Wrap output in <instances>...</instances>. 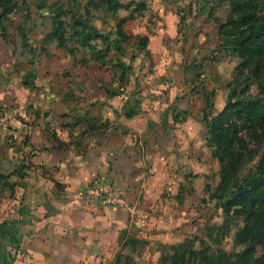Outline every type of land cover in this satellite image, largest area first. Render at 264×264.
Instances as JSON below:
<instances>
[{"label":"rangeland","instance_id":"1","mask_svg":"<svg viewBox=\"0 0 264 264\" xmlns=\"http://www.w3.org/2000/svg\"><path fill=\"white\" fill-rule=\"evenodd\" d=\"M13 2L15 10L1 20L0 27V139L5 135L9 140L11 154L20 148L16 145L19 136L29 138L30 127L37 125L45 126L50 139L69 136L71 145L79 150L83 124L75 125L77 118L96 121L95 126L113 118L117 122L127 107L138 112L143 103L151 110L148 118L152 123L135 140L150 151L158 145L184 154L161 152L165 158L162 171L168 179L161 185L160 202L153 200L149 206L157 211L160 205L161 214L171 220L153 223L138 215L128 218L113 245L110 264L117 258L120 264H161L169 246L194 237L226 253L243 250L235 235L245 226V219L229 216L221 208L215 193L220 164L213 149H207L201 128L204 117L211 118L225 106L238 65L218 36V25L229 12L228 1L120 0L124 8L117 15L92 11L91 26L100 39L90 43L75 39L63 48L47 38L50 18L55 3L70 9L76 5L73 0H48L42 11L36 9L35 0ZM66 21L73 19L67 17ZM116 27H120V35ZM118 45L122 46L119 51ZM75 48L69 54L67 49ZM239 80L244 86L243 78ZM248 93L256 98L257 86L251 85ZM181 99L185 102L180 103ZM67 117L70 124L66 126ZM174 120L182 125L177 133L171 124ZM64 144L68 143L58 141L54 146ZM3 147L0 145V153ZM155 161L151 159V169L157 168ZM257 161L256 157L248 163L237 180L253 172ZM22 162L24 167H36L31 160L27 165L21 159L17 168ZM7 163L4 160L2 166ZM16 179L19 176L9 183L0 180V222L18 220L21 234L30 214L22 207ZM11 182L13 189L8 188ZM0 244L8 247L6 241Z\"/></svg>","mask_w":264,"mask_h":264},{"label":"crops","instance_id":"2","mask_svg":"<svg viewBox=\"0 0 264 264\" xmlns=\"http://www.w3.org/2000/svg\"><path fill=\"white\" fill-rule=\"evenodd\" d=\"M144 105L133 117L125 118L122 114L117 122L114 118L104 120L97 125L103 127L94 131L86 129L87 124L95 126L96 121L77 118L74 124H83L79 150L71 145L69 136L50 139L45 126L40 125L30 127L29 138L19 136L16 145L20 148L15 154H11L9 140L2 136L0 175L7 183L19 176L14 182L17 183L15 189L21 195L22 207L29 209L30 214V221H24L14 264H110L113 245L129 223L128 218L138 215L153 223L171 220L172 217L161 214L160 205L157 211L149 206L153 200L160 202L161 185L168 179L166 171H162L165 159L162 153L184 154L158 145L150 151L135 140L134 136L150 128L152 123L148 118L151 110ZM116 111L114 115L119 116ZM69 119L64 118L66 126L70 124L66 122ZM178 123L171 122L175 133L182 127ZM201 128L209 150L204 122ZM110 129H113L112 134L108 133ZM158 134L155 136L160 138ZM58 141L68 144L54 146ZM21 159H26L27 165L31 160L36 167H24L22 162L17 168ZM151 159H156L157 168H150ZM4 160L9 163L2 166ZM10 165L12 168L8 169ZM91 186L119 202L107 204L101 197L87 196L86 190Z\"/></svg>","mask_w":264,"mask_h":264},{"label":"trees","instance_id":"3","mask_svg":"<svg viewBox=\"0 0 264 264\" xmlns=\"http://www.w3.org/2000/svg\"><path fill=\"white\" fill-rule=\"evenodd\" d=\"M47 1L35 0L37 9L47 8ZM79 1L73 0L76 5L70 9L56 3L53 5L55 14L50 18L51 30L47 38L57 41L59 48L75 39L81 43L100 39L101 35L90 22L93 10L117 15L124 8L120 0H82L83 6ZM226 1L229 12L226 20L218 25V36L227 54L238 60V65L234 69L225 106L211 118L204 117L203 121L207 143L220 164L216 197L227 215L245 219V226L235 235L243 250L226 253L194 237L198 246L193 240L169 246L161 264H196V261L198 264H264V0ZM0 9L1 27V20L15 10L13 0H0ZM67 17L73 21L67 23ZM116 32L120 35V27H116ZM76 49L67 50L73 55ZM119 49H122L121 45H118ZM239 77L243 78L244 86ZM251 85L258 88L256 98L248 93ZM136 114L132 107H127L123 113L125 118ZM87 125L86 130L89 131L103 127ZM256 157L255 170L246 178L237 180L239 172ZM2 179L6 181L0 175ZM8 187L13 189L14 185ZM213 229H207L209 237ZM2 241L8 243L10 250L0 244V264H14L21 244L18 220L0 222V243ZM126 245L127 242L123 244L124 247ZM120 261L117 258L115 264H120Z\"/></svg>","mask_w":264,"mask_h":264},{"label":"built area","instance_id":"4","mask_svg":"<svg viewBox=\"0 0 264 264\" xmlns=\"http://www.w3.org/2000/svg\"><path fill=\"white\" fill-rule=\"evenodd\" d=\"M86 195L90 196V197H101L103 199V201L107 204H113V203L119 202V201L112 200L111 197L108 195L106 196L97 187L91 186L89 189L86 190Z\"/></svg>","mask_w":264,"mask_h":264}]
</instances>
